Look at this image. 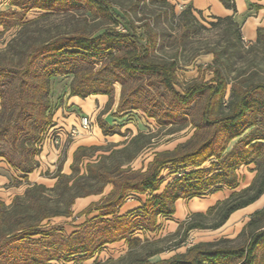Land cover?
<instances>
[{"label": "trees", "instance_id": "obj_1", "mask_svg": "<svg viewBox=\"0 0 264 264\" xmlns=\"http://www.w3.org/2000/svg\"><path fill=\"white\" fill-rule=\"evenodd\" d=\"M156 1L160 7L145 16L143 9H148ZM219 1L235 11V0ZM116 3L118 10L112 0H11L12 5L23 10L27 7L46 12L85 10L99 22L90 29L61 32L31 44L22 50L23 57L17 64L0 62V137L20 151L25 145L37 142L43 126L49 123L46 113L49 110V82L55 74L72 75L69 94L82 98L95 94L111 98L113 83L118 82L121 92L117 111L140 109L163 124L174 122L180 115L191 114L192 105L201 101L199 122H194V127L209 132L189 149L177 146L172 151L155 153L144 171L123 166L139 149L131 152L125 162L107 164L106 156L84 161L89 156L86 154L88 147H76L70 163L71 172L59 171L51 188L33 183L22 195H15L10 205L0 201V228L9 224L1 235L0 251L7 245L19 244L31 237L33 243H41L46 250L44 256L35 253L36 256L29 260L24 257L17 264H50V260L56 257L73 255L89 257L100 246L121 239H126L129 248L150 244L148 240L132 237L131 233L138 228L154 230L157 216L173 214L178 198L201 196L219 185L236 186V170L242 165L254 164L255 174L250 184L217 201L205 213H193L191 218L184 220L186 229L206 227L198 218L214 213L217 219L209 227L216 228L232 211L251 203L264 191V81L234 84L217 67L213 69L210 81H190L179 92L175 88L177 58L155 55L164 41L165 30L159 27L162 17L166 21L173 19L174 5L167 0H128L126 5ZM178 17L184 34L195 24L199 25L191 3L182 8ZM213 18L208 22L211 27L224 24L225 31L235 33L238 43L242 44L240 26L231 15ZM102 21L112 25L100 29ZM262 38L264 27H259L255 43ZM211 45L208 51L213 53L214 62H217L221 52ZM226 94L228 99L224 104ZM98 125L103 134H111V126L100 118ZM135 139L136 135L129 142ZM233 139L235 142L227 148ZM0 156L23 172L32 170L24 161L16 162L1 148ZM213 158L210 166H202ZM166 164L183 170L160 188L159 175ZM80 165L84 166V172L79 171ZM108 184L111 185L108 194L83 211L85 214L91 208L98 211V217L82 224L86 230H76L66 236L58 232L57 237L51 236L50 230L40 228L41 222L52 216H70V206L75 198L101 193ZM57 188L60 194H69L64 208L48 209L42 191ZM148 191L150 196L136 213L116 214L128 194ZM31 205L37 209L34 216L30 215ZM107 215L110 217L106 218ZM11 222L13 226L10 227ZM240 236H244V241L238 245H231L229 239L223 238L196 242L185 253L157 262H151L149 258L163 249L153 246L137 257L135 263L264 264V205L253 212L237 235Z\"/></svg>", "mask_w": 264, "mask_h": 264}, {"label": "rangeland", "instance_id": "obj_2", "mask_svg": "<svg viewBox=\"0 0 264 264\" xmlns=\"http://www.w3.org/2000/svg\"><path fill=\"white\" fill-rule=\"evenodd\" d=\"M127 1L112 0V3L118 10V4L116 2H121L126 5ZM167 1L174 5L175 15L173 19L170 18L168 21L162 17L163 22L159 27L165 30L164 41L162 47L155 51V55L157 57L175 56L177 58L175 88L179 92H182L183 87L190 81H210L214 74L213 69L217 67H220L221 73L227 77L229 82H233L234 84L238 82L244 84L252 80L264 81V38L253 44H249L242 39V44H239L235 33L225 31L224 24L211 27L208 22L214 20V18L205 19L199 11L194 12L198 18L199 25L195 24L190 32L184 34L178 15L182 8L189 2L186 0ZM159 5L156 1L148 6L150 11L145 7L142 12H145V16H148L149 12H156L157 7H160ZM0 21H3L0 24V62L17 64L23 57L22 50L31 44L40 43L61 32L90 29L93 24L99 22V19H92L85 10L46 12L40 8L28 7L23 10L17 5H12L11 0H0ZM111 25L112 23L102 21V24L99 23V28L101 29L102 26ZM119 26L117 25L116 28H119ZM202 26L207 27V29ZM211 44H214L221 52L217 62H214L213 53L208 51V48L212 46ZM68 78L71 81L72 75L55 74L50 78L48 95L49 110L46 112L49 116V123L43 126V130L36 143H33L31 146L25 145L23 151H20L14 148L9 141L6 142L3 136L0 137L1 150L16 160V162L24 161L32 169L30 172H23L19 168L11 166L5 158L0 156L9 166L18 170L17 177L13 178L10 182L12 185L25 182L27 183V187L31 186L33 183L27 182L28 175L30 174L32 176L33 173H37L38 171H40L42 177L55 178V182L57 180V173L59 171L63 173L61 170L66 161L68 145L75 138L71 137L69 132H65L62 135L56 131L53 115L56 108L60 104L62 105L64 101L65 93L60 89L62 85L63 88L68 85ZM113 85L114 93L104 105L103 101H95L97 105L99 103L102 104L103 109L87 115L90 118L91 125L95 127V123L98 125V119H101V114H104V111L108 112L107 116L110 115L112 117L108 118L110 126L112 125V132L111 134L105 135L102 134V130L99 131L96 128L95 134L92 132L91 127V131L85 134L86 137L90 136V138H84L85 136L83 134L84 139L80 140V143L88 147L86 154L89 155L83 159L84 161L88 159L95 161L100 156H106L104 160L107 164H113L116 161L125 162L131 152L139 149L135 156L129 162L124 163L123 166L144 171L155 153L172 151L177 146L189 149L209 132L208 129L201 128L195 130L194 127V122H199L198 114L201 109V101L192 105L191 114L186 116L180 115L174 122L163 124L159 123L155 117L148 116V114L140 109L117 111L114 104L119 101L121 85L118 82H114ZM227 99L228 94L225 96L224 104ZM135 135L136 139L133 142H129L130 138ZM233 142H235V139L229 142L227 148H230ZM46 143L58 152V155L53 157L52 161L43 156V147ZM125 145L127 149H122ZM141 145L142 147L139 148ZM112 150H116V152L113 154L111 153ZM213 160L215 159L206 160L202 166H210ZM79 168L80 172H84L83 165H80ZM182 170L172 164L164 165L159 175L160 188L173 177L180 175ZM70 172L71 170L67 174ZM236 174L238 177L237 185H244L249 177L255 174L254 164L240 166L237 168ZM20 177L23 181L19 180ZM54 183L52 185H44L51 188ZM222 187L225 188V185L217 186L218 189H223ZM108 190L109 186H106L102 193L92 196L94 198L92 202L98 203L101 201ZM142 194L144 195L136 197L137 201L141 202L145 196L147 198L150 192L148 191ZM68 195V192L60 194L58 188L56 190L42 191V196L45 197L44 202L48 209L64 208ZM12 200L13 198L9 203L3 202L5 205H10ZM90 206L91 204L88 207ZM31 207L33 209L30 211V215L34 216L37 209L35 206L31 205ZM70 208L75 211L74 204ZM136 208L138 209L140 206ZM83 211L80 213H83ZM192 214V212H186L181 220H177L175 217L158 215L154 230L149 231L138 228L131 233V236L141 237V241H150L152 243H150L151 245L145 243L143 246L138 245L129 248L126 239H121V242H118L120 241L118 240L114 241L115 243L111 242L100 246L89 257H85L84 255H73L68 258L59 259L56 257V259L50 260V264H138V262L135 263V259L143 256L142 254L153 246L163 249L157 254V260H161L169 257L171 254L180 252L178 250L188 248L198 241L220 240L221 237L231 234V231L236 225L232 223L225 225V227L212 229L209 226L217 219V215L214 213L206 218H198L206 227L187 230L184 220L191 218ZM96 217H98L97 211L91 208L88 214L82 215L76 213L75 215L68 216V218L64 215L52 216L49 219L43 220L40 228L50 230L51 236L58 237V232L66 236L76 230H86L82 224L84 222L89 223ZM105 217L109 218L110 215ZM10 224V227L13 226L12 222ZM7 225L5 223L4 228H0V238L3 231L9 228ZM89 230L93 232L91 229ZM37 236L39 237V235ZM226 238H230L229 244L231 245H238L244 241V236ZM31 239L32 237L19 242V244L15 243L4 247L0 251V264H17L24 257L29 260L38 253L44 256L46 250L41 243H33ZM13 246L14 248H12Z\"/></svg>", "mask_w": 264, "mask_h": 264}, {"label": "crops", "instance_id": "obj_3", "mask_svg": "<svg viewBox=\"0 0 264 264\" xmlns=\"http://www.w3.org/2000/svg\"><path fill=\"white\" fill-rule=\"evenodd\" d=\"M186 1L192 4L193 12L199 11L202 14L203 18L205 19H211L214 16L224 17L227 15H231L233 17V20L237 22L238 25L240 26L242 39L249 44L254 43L256 41L257 29L259 27H264V0H235L234 2L235 11H233L230 8L225 7L219 0H186ZM68 79H69L68 85L66 87L64 86L65 88H63V85H62V88L60 89L64 91L65 93L64 101L62 105L60 104L56 108V110L54 111V115H53L55 129L58 133L62 135H64L65 132L68 133L72 127L79 128L80 116L88 115L89 113L97 111V110L100 111L101 109H103V105L106 103V101L109 98L107 95H102V94L89 95L84 98L79 97L77 95H70L69 94L70 78ZM96 100L103 101V105L100 103L97 105L95 103ZM117 104L118 102H115L114 104L116 106V109H117ZM102 114L100 116L101 119L106 124L109 123L108 125L110 126V122L108 118H112V117H110V115L107 116L108 112H105V111H104V114L103 115ZM91 127H92V132H94L95 134H96V128L99 131H101V128L98 125H96V123H95V127L93 125H91ZM83 134L85 136L84 138H90V136L86 137L85 135L86 133H82L79 136L73 137L75 139H73L72 142L68 145L66 161L61 170L65 174H67L68 171L70 170V163L72 161L74 150L76 149V147L82 144L80 143V140L84 139ZM105 135H108V134H105ZM57 153H58L57 150L53 149V147H50L48 143L44 145L43 156L47 157L50 161H52L53 157H56L58 155ZM17 173H18V170L9 166V164L3 158L0 157V201L9 203L15 195L22 194L25 188L27 187V183L25 182H20L17 185H12V183H10L13 180V178L17 177L18 175ZM253 177L254 175L250 176L249 179L245 182V184L241 186L236 185L232 188L225 186V188L222 187L223 189H218L217 187H214L213 189L207 191L201 196L178 198L175 201L174 213L171 215H168V217H175V219L181 220L186 212L203 213L210 206H213L217 201H222L226 199L232 192L238 191L246 187L247 185H249ZM19 180H22V178L20 177ZM27 180H28L27 182L31 184L32 183H43L45 185H52L55 182V178L42 177L40 175V171H38L37 173H33L32 176L29 174ZM106 186H109V190H108L109 192L111 189V185L108 184ZM94 195L95 194H91V195L75 198L73 202L75 211H73L70 208L72 211V214L73 215H75L76 213L82 214V215L85 214V213H80V212H82L84 208L88 207L89 204L94 203L92 202L94 201V198L92 197ZM140 195H144V194L134 193V192L128 194L125 200L123 201V203L118 207L116 214L125 215V214H134L135 212H137L138 209L136 207L141 206L142 202L146 199V196H145V198L142 199L141 202L137 201L136 197H139ZM263 205H264V191L259 195L257 199H255L251 203L232 211L227 217V219L220 226L216 228H220L223 226L225 227V225L232 224V223L236 225L231 231V234H229L228 236L221 237V238L230 239L226 237L237 236L239 232L241 231V229L243 228L244 224L249 220L253 212L260 209ZM97 214H98V211H97ZM163 216L167 217L165 215ZM216 228H212V229H216ZM132 237L141 238L139 236H132ZM118 242H121V240ZM198 242H211V241H198ZM186 249L178 250L180 252L171 254L169 257L165 259L171 258L175 255L183 254L185 253ZM157 254L158 253L150 257L151 262L159 261L157 260L158 259ZM153 259H156V260H153ZM161 260H164V259H161ZM203 264H207V263H203Z\"/></svg>", "mask_w": 264, "mask_h": 264}, {"label": "built area", "instance_id": "obj_4", "mask_svg": "<svg viewBox=\"0 0 264 264\" xmlns=\"http://www.w3.org/2000/svg\"><path fill=\"white\" fill-rule=\"evenodd\" d=\"M91 131V121L87 115H81L79 119V128L72 127L69 131L71 137L79 136L82 133H89Z\"/></svg>", "mask_w": 264, "mask_h": 264}]
</instances>
